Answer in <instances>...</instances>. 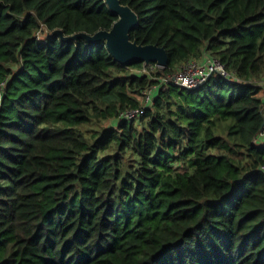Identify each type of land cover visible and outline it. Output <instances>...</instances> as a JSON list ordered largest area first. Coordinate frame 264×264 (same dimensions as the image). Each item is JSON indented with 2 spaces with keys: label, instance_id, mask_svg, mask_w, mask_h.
Instances as JSON below:
<instances>
[{
  "label": "trees",
  "instance_id": "16d2710c",
  "mask_svg": "<svg viewBox=\"0 0 264 264\" xmlns=\"http://www.w3.org/2000/svg\"><path fill=\"white\" fill-rule=\"evenodd\" d=\"M121 2L163 69L55 33L111 29L106 0H0V264H264V0ZM206 55L237 80L121 117Z\"/></svg>",
  "mask_w": 264,
  "mask_h": 264
},
{
  "label": "water",
  "instance_id": "95a60500",
  "mask_svg": "<svg viewBox=\"0 0 264 264\" xmlns=\"http://www.w3.org/2000/svg\"><path fill=\"white\" fill-rule=\"evenodd\" d=\"M111 10L119 18L109 30H100L95 34L79 32L71 36H64L61 30L59 33L64 40H75L84 38L89 42L106 41L107 47L112 55L122 64L133 62H157L163 67L169 64V57L166 49L156 44H139L131 40L130 32L139 23L137 14L133 9L122 4L121 0H106Z\"/></svg>",
  "mask_w": 264,
  "mask_h": 264
},
{
  "label": "built area",
  "instance_id": "2783aa9c",
  "mask_svg": "<svg viewBox=\"0 0 264 264\" xmlns=\"http://www.w3.org/2000/svg\"><path fill=\"white\" fill-rule=\"evenodd\" d=\"M162 68V65L157 62H143V67L137 71L151 74V71ZM212 74L223 76L227 82L237 80L236 76L226 68L221 60L212 55H206L201 59H188L181 64L177 71L157 77V81L144 89L143 93L138 96L142 105L122 111L121 117L129 120L139 117L144 108L153 103L159 88H166L170 83L181 87H195L204 83ZM1 93L0 90V100L2 99Z\"/></svg>",
  "mask_w": 264,
  "mask_h": 264
},
{
  "label": "rangeland",
  "instance_id": "374dc122",
  "mask_svg": "<svg viewBox=\"0 0 264 264\" xmlns=\"http://www.w3.org/2000/svg\"><path fill=\"white\" fill-rule=\"evenodd\" d=\"M162 67H163V66H162ZM163 68H164V67H163ZM163 68H162V69H163ZM260 95L264 97V88L261 90ZM138 96H139V95H137V97H138Z\"/></svg>",
  "mask_w": 264,
  "mask_h": 264
}]
</instances>
